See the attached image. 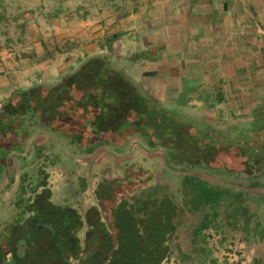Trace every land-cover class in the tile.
Returning a JSON list of instances; mask_svg holds the SVG:
<instances>
[{"label": "rangeland", "instance_id": "obj_1", "mask_svg": "<svg viewBox=\"0 0 264 264\" xmlns=\"http://www.w3.org/2000/svg\"><path fill=\"white\" fill-rule=\"evenodd\" d=\"M159 1L163 0H0V105L16 90L55 84L92 55L108 56L152 97L153 76L144 70L153 67L147 64L153 61V47L139 50L143 33L136 30L143 10ZM116 25L120 35L107 43L103 29ZM169 50L164 46L155 54L163 56ZM160 107L161 120L165 112L172 119L167 126L154 122L149 132L146 123H123L118 132L102 133L105 143L92 157L77 154L62 138L51 136L47 146L52 154L46 162L55 166L49 167L45 181L51 188L48 200L57 205L54 215L42 211L26 221L27 214L16 205L23 191L20 181L5 190L8 180L1 178L0 264H83V258L88 264H204L206 258L209 264H264V174L256 187L247 177L264 168V111L240 118L234 136L218 132L225 150L237 146L251 153L254 160L249 163L255 167L247 168L243 156L218 153L210 164L219 169L213 170L203 160L196 163L202 169L190 163L191 154L199 150L189 136L208 126L202 115L193 121L185 117L184 106ZM182 116L189 123L186 134L180 131ZM76 117L73 112L71 119ZM243 141L245 145H239ZM13 163L18 178V160ZM226 166L244 171L235 174ZM135 195L147 204L136 202ZM13 228L16 236L8 240L5 235ZM97 228L106 235L100 240L104 254L85 257L87 233ZM47 232L56 235L58 243L74 237L75 249L65 244L68 248L60 247L56 256ZM30 234L35 243L29 241Z\"/></svg>", "mask_w": 264, "mask_h": 264}, {"label": "trees", "instance_id": "obj_2", "mask_svg": "<svg viewBox=\"0 0 264 264\" xmlns=\"http://www.w3.org/2000/svg\"><path fill=\"white\" fill-rule=\"evenodd\" d=\"M119 35L120 33H112L105 40L110 43ZM149 50L154 52L153 48ZM139 55L143 57L146 54L141 52ZM147 74L152 75L151 72ZM160 108V105L151 96L144 93L106 55L86 56L77 67L62 76L58 82L51 86L35 84L13 92L0 105V179L8 180L5 190H10L17 180L20 181L18 186H21L23 191H21V198L16 205L20 207L23 214H27L25 220L27 221L30 217H40L42 211L45 214L49 212V215H54L58 212L57 205L48 200V197L51 196V188H48L49 186L45 181L48 175L47 170H50L49 167L55 166L54 163L47 164L46 162L48 154H52L51 149L47 146L48 141L52 140L51 136L56 135L62 138L68 146L74 147L75 151L77 150V154L81 153L84 157H92L105 143L104 139L106 136L101 137L102 133L106 132L110 135L112 132H118L123 123H132V125L146 123L150 129L149 132L153 131L154 122H157V124L161 123L164 128L165 123L172 121V119L165 112L163 115L165 119L161 120L162 117L159 113L162 114L163 110ZM73 112H75L77 117L71 119ZM185 120L182 116L184 124L180 126V131L183 134H186L188 132L187 129H189V123L187 122L186 124ZM203 126H200V133L197 136H195L197 132L189 136L188 140L194 142L199 150L191 154V157H189L190 163L200 164L203 160L213 170H218V166L213 167L210 162L216 154L223 153L233 158L243 156L245 164H247L248 160L247 168L255 167L249 163L250 158L254 160L251 157V153L242 152L238 150L239 147L237 146L234 151L225 150L223 147L224 142L221 141L218 135L220 134L218 133L219 131H214L215 129L210 126ZM73 130L75 131L73 132ZM96 135H99V138L102 139L98 141ZM70 138L73 141H69ZM145 138L148 141L150 140L149 133L145 134ZM81 141H85V144L81 145ZM233 141L236 143L235 138ZM240 143L239 145H245L246 141ZM32 152V158L29 159ZM15 159L18 160L19 164L17 166L19 171L18 178L16 167L13 163ZM183 159L186 158L184 157ZM89 163L87 164L89 165ZM198 164H196L197 168L202 169ZM255 165H257V162ZM231 167L226 166L225 169L229 168L236 174V170L239 168ZM188 169L194 168L188 166ZM259 170L261 171L260 173L247 174L248 179H250L248 184H251L252 187H256L258 183L260 185L257 179L264 174V168L260 169L259 167ZM242 171L244 170H238V172ZM33 173L36 176L32 178ZM194 173L197 172L194 171ZM31 179L35 180L31 181ZM101 187L103 188V185ZM133 198L136 202L142 204L146 202L142 199L143 197L137 198L135 195ZM146 204L144 207L148 208ZM124 211L128 210L125 209ZM90 212L92 213V211ZM16 229L18 230V227ZM12 230V232L10 231L5 235L8 240L12 239L11 236H16V230L14 228ZM97 231H99V234ZM43 233H46V231ZM102 233L103 231L100 228L87 233V238H89L87 240L89 241H87V245L83 249L85 257L104 254L100 240L106 238V235ZM47 234L54 242L53 247L50 249L56 256L59 254L60 247L75 249L76 239L74 237H69L65 241L60 240V243H58L59 240H57L56 235H52L49 232ZM91 235L95 240L90 238ZM29 241L35 243L36 237L30 234ZM165 241H167L166 238L162 242L164 243ZM78 243L77 240V246L79 245ZM166 249L168 252H171L170 250L173 252L171 247L170 249L166 247ZM83 262V264H88L84 258ZM209 263V259L206 258L204 264ZM127 264L132 263L128 262ZM133 264H138V262L135 261Z\"/></svg>", "mask_w": 264, "mask_h": 264}, {"label": "crops", "instance_id": "obj_3", "mask_svg": "<svg viewBox=\"0 0 264 264\" xmlns=\"http://www.w3.org/2000/svg\"><path fill=\"white\" fill-rule=\"evenodd\" d=\"M139 17L144 42L137 48L154 49L144 74L152 73L151 95L160 106H184L188 120L202 115L230 136L240 118L264 111V0H163ZM118 27L103 29L105 38ZM164 46L169 52L157 57Z\"/></svg>", "mask_w": 264, "mask_h": 264}]
</instances>
